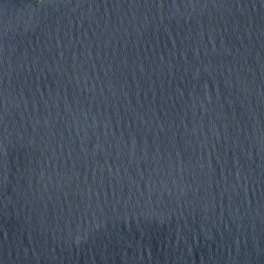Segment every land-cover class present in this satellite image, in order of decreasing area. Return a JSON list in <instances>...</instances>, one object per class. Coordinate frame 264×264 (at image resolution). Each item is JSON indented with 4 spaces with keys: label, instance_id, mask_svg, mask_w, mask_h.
Instances as JSON below:
<instances>
[{
    "label": "water",
    "instance_id": "1",
    "mask_svg": "<svg viewBox=\"0 0 264 264\" xmlns=\"http://www.w3.org/2000/svg\"><path fill=\"white\" fill-rule=\"evenodd\" d=\"M0 264H264V0H0Z\"/></svg>",
    "mask_w": 264,
    "mask_h": 264
}]
</instances>
